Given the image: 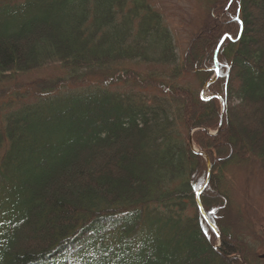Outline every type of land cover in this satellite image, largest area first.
Returning a JSON list of instances; mask_svg holds the SVG:
<instances>
[{"label":"trees","instance_id":"obj_1","mask_svg":"<svg viewBox=\"0 0 264 264\" xmlns=\"http://www.w3.org/2000/svg\"><path fill=\"white\" fill-rule=\"evenodd\" d=\"M197 2L181 60L151 0H0V264L264 262L225 188L264 168V0ZM53 64L4 112L10 82Z\"/></svg>","mask_w":264,"mask_h":264},{"label":"rangeland","instance_id":"obj_2","mask_svg":"<svg viewBox=\"0 0 264 264\" xmlns=\"http://www.w3.org/2000/svg\"><path fill=\"white\" fill-rule=\"evenodd\" d=\"M151 2L164 18L176 45V52L182 60L193 37L201 30L207 11H204L203 5H200L197 0H151ZM130 68L140 73L147 70L145 66L141 68L130 66ZM61 74L60 66L53 64L15 78L7 86L12 88V91L7 89L4 103H11V105L5 107L4 112L15 111L20 104L29 102L26 96L21 103L15 94H24L29 89L26 88L27 84L38 79H55ZM184 84V86L190 84L198 91L200 89V82L196 76L189 75L185 78ZM16 87H20V90L15 92L19 89ZM204 90L200 92V95L207 98L209 94ZM226 178L225 188L230 192L231 220L239 230V235L246 238L252 249L262 258L264 257V168L259 162L249 160L230 167Z\"/></svg>","mask_w":264,"mask_h":264},{"label":"water","instance_id":"obj_3","mask_svg":"<svg viewBox=\"0 0 264 264\" xmlns=\"http://www.w3.org/2000/svg\"><path fill=\"white\" fill-rule=\"evenodd\" d=\"M217 76H218V74H216L215 78L212 79L211 82H209V83L207 84V87H210L211 83L217 78ZM221 127H222V124L220 125V128H221ZM190 143H192V139L190 140ZM202 156H204V157L206 158V160H207L208 167H209V174H208L207 181H206L204 187H203V188L200 190V192L197 194L196 202H198V207H199L201 213L204 215L205 220L207 221V223H208L210 226H212V225L209 223V221H208V217H207V215L204 214V212H203V210H202V205H201V202H200V196L203 194L204 189H205L206 186L208 185V183H209V181H210L209 178H210V175H211V167H210V163H209V158H208L204 153L202 154ZM212 227H213V226H212ZM232 258H238V257L233 256V257H230V258H227V259L230 260V259H232Z\"/></svg>","mask_w":264,"mask_h":264}]
</instances>
